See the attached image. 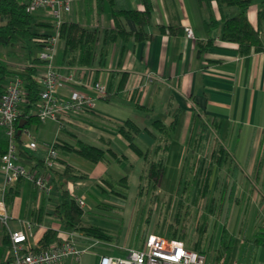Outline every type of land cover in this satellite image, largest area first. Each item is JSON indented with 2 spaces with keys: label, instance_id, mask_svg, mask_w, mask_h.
Returning a JSON list of instances; mask_svg holds the SVG:
<instances>
[{
  "label": "crops",
  "instance_id": "crops-1",
  "mask_svg": "<svg viewBox=\"0 0 264 264\" xmlns=\"http://www.w3.org/2000/svg\"><path fill=\"white\" fill-rule=\"evenodd\" d=\"M147 1L153 13L152 23L143 29L144 39L132 36L111 43L106 34L116 30L114 10L143 11L146 0H73L71 12L64 14L65 22L99 30L94 63L91 67L80 68L86 69L85 81L90 85L100 81L108 96L97 100L94 110L75 116L63 127L53 121L30 123L26 130L35 138L37 151L26 146L29 140L22 131L18 150L20 162L27 169H42L48 145H58L62 168L52 173L50 195L39 196L34 185L23 180L20 194L11 205L6 201L9 186L5 189V180L0 173V201H4L10 218V228L0 220V233L11 237V231L25 230L29 222L33 224L36 246L39 247L45 234L51 231L55 236L50 246L73 238L80 249L89 248L82 264H95L93 257L97 253H89L90 242L94 239L80 229L91 223L102 227L106 222L99 215L90 214L95 206H89L87 198L90 196L95 205L110 204L116 196L123 198L119 193L130 190V178L135 176H139L140 189L148 160L166 162L173 152L157 153L158 145L163 140H173L174 147L180 145V151L175 148L172 159L174 168L181 172L177 187L188 193L192 184L197 188L208 184L210 190L203 199L204 205L208 208L213 203V208L223 210L226 215L224 220L215 217L211 224L214 243L211 249L208 245L203 249L208 253L213 250L211 258L206 255L207 264H252L247 257L264 248L261 243L264 237V0L255 2L247 13L262 44L260 51L253 50L250 54H243L237 43L224 42L220 38L224 21L239 13L237 7L217 2L206 5L198 0ZM35 15L39 22L52 23L45 11ZM211 21H216L218 27L209 29L206 24ZM123 23L129 30L130 27ZM170 26L181 30L189 26L194 38H188L183 32L172 33L168 29ZM44 29L39 28L38 32L48 36L54 33L53 28L48 29L50 33ZM211 39H215L214 44L205 50ZM63 45L61 40L58 53ZM58 53L55 67L68 74L70 66L58 64ZM11 56L7 65L16 75L9 82L16 77L22 78L24 67L39 57H26L20 50L11 52ZM74 90L95 97L93 91L77 85L64 87L61 93L69 96ZM36 112L32 109L29 115L36 117ZM130 120L141 129L135 140L139 148L148 153L147 159L137 155L120 132ZM164 129L171 130L172 134L166 135ZM78 142L104 150L105 162L93 163L69 152L68 148L76 147ZM182 143L194 147L196 153L191 154L190 161L187 151L181 148ZM68 166L87 178H68L62 186ZM164 167L166 171V165ZM184 172L190 177L189 181H183ZM125 177H128L127 186L119 183ZM106 181L114 183L115 188L109 189ZM69 185L75 186V193L84 197L91 209L89 214L82 215L76 228L67 227L62 219V206L68 196L72 199ZM103 192H107V197ZM194 201L192 206H187L196 208ZM220 228L227 231L229 253H220ZM187 240L183 241L187 248L197 252V240L191 239L190 235ZM1 242L0 237V246ZM132 248L126 242L123 255L106 250L98 254H101L100 259L104 256L124 257ZM60 264H75V261L68 259Z\"/></svg>",
  "mask_w": 264,
  "mask_h": 264
},
{
  "label": "trees",
  "instance_id": "trees-1",
  "mask_svg": "<svg viewBox=\"0 0 264 264\" xmlns=\"http://www.w3.org/2000/svg\"><path fill=\"white\" fill-rule=\"evenodd\" d=\"M201 4L209 5L212 2H217L220 5H226L229 7H237L239 9V13L231 18H227L222 27H221V40L224 42L237 43L240 47V50L243 54H250L251 51H260L262 49V44L259 38V32L256 31L251 25L248 19V10L249 8L257 1L263 0H198ZM30 0H0V47L7 46L9 48H14L18 45V43L23 44V48L27 42L33 43L32 45L42 51V44L36 42V40L40 38H47L51 35H41L38 31H35V28H45L52 29L53 25L49 22H39V18L36 17L35 13L29 11ZM152 7L150 3L146 0V7L143 11L136 10H114L112 12V16L116 22V30L112 32H107V38L111 43L115 42L116 39H130L132 36H136L137 39H144L146 36L143 33V29L145 26L150 25L152 23ZM128 25L130 28H126L124 23ZM209 29H214L218 27V23L216 21H211L206 24ZM165 29V28H164ZM170 32L172 33H184L185 29L181 30L180 28L168 27ZM98 36L99 30H89L87 27L79 24V23H69L65 22L61 27V40L63 42V49H61L58 53V64L67 65V66H78V67H91L94 63L95 57L97 55V44H98ZM215 42V39L209 40L207 47L205 50L212 46ZM33 58V57H32ZM30 59V58H29ZM33 65H45L46 63L41 61L38 58H33L31 63ZM16 75L13 70L7 65V63L3 62L0 59V96L4 93L6 85L10 81V79ZM22 79L25 82L26 89L28 90L27 102L22 108V115L20 120L18 121V129L20 130V124L22 123L24 131L28 128L29 124L33 121L39 120L37 117H32L29 115L32 109H35L37 103L39 102L40 95L42 92V86L36 79L37 69L36 68H26L25 72L22 74ZM40 121V120H39ZM1 137L0 140V148L2 156L7 152L9 140L6 136L5 130L0 127ZM174 130V129H172ZM166 135L168 133L172 134L171 130H163ZM120 132L127 139L129 143V147L137 153L140 157L147 159L148 153H144L139 146L136 144V137L141 133V129L133 122L127 121L125 126L120 129ZM21 135H16L17 144L21 141ZM174 147L173 140H163L162 143L158 145L156 148L157 153H170L172 148ZM58 148V145H56ZM69 152H75L78 155L90 160L93 163H104L106 160V153L104 150L95 147L93 145L78 142L76 147L68 148ZM165 162L163 160L160 161H152L150 163V175L148 177L149 186H153L154 189L159 185L158 183L163 178V174L165 171ZM64 180L62 181V186L66 185L67 179H86L87 175L78 173L71 166L66 168V172L64 175ZM24 179H21L15 185L9 186L7 191L6 201L8 205H11L16 197L20 194V183ZM128 177H125L119 183L127 186ZM143 182V177H142ZM107 187L109 189H114L115 184L109 181H106ZM38 189L34 183H32ZM191 191L190 193L195 192V209L200 208V204L202 200L208 196L209 194V185L206 184L204 188H197L196 185H190ZM143 189V187H142ZM106 191V190H105ZM104 193V192H103ZM107 194V192H105ZM104 195L106 196V194ZM117 193V192H116ZM121 195V193H119ZM67 194H65L66 196ZM69 195V194H68ZM107 197V196H106ZM72 198V197H71ZM178 214L174 219V223L170 224L164 235L166 238L180 240V241H188L189 237V228L183 222L187 216L190 215L191 207L183 206L180 201ZM101 203L100 205H102ZM184 204V203H183ZM63 215L62 219L65 221L67 227L76 228L79 226V222L83 215V211L77 205L75 199H70L69 196L66 198L65 203L63 204ZM211 209V212L208 214H201L202 222L197 226L198 239L195 246V249L198 253H203L207 255L208 252L203 251L206 245V235L210 230V218L216 217L217 212L220 209L213 208V203L208 206L207 209ZM185 209V211H184ZM91 210V209H90ZM89 210V212H90ZM91 214V212H90ZM217 223V222H216ZM1 226V225H0ZM217 228V224H215ZM215 228V230H216ZM83 234L87 237L92 238L97 241L102 242H111L112 236L110 232L99 226H87L82 227L80 229ZM214 233V232H213ZM55 235L48 231L43 240L40 242V249H47L50 247V244ZM149 235L145 236L143 240L145 241ZM214 234L212 235V240L208 245L211 249L214 243ZM0 237L2 238V244L0 246V264H6L9 261L10 249L12 248V240L10 235L6 233H0ZM261 241V239H259ZM219 247L220 253H229L230 252V243L227 231L225 228H222V232L220 233L219 239ZM192 243V242H191ZM262 244H264V237L262 238ZM211 251V250H210Z\"/></svg>",
  "mask_w": 264,
  "mask_h": 264
},
{
  "label": "built area",
  "instance_id": "built-area-1",
  "mask_svg": "<svg viewBox=\"0 0 264 264\" xmlns=\"http://www.w3.org/2000/svg\"><path fill=\"white\" fill-rule=\"evenodd\" d=\"M72 3L73 0H30L29 5V11L32 13L38 11L47 13L52 20L54 33L47 38L36 40L43 46L39 59L46 64H28L24 69H37L36 79L42 86V92L35 109L40 122L53 121L61 127L75 116L94 110L96 101L108 96L105 86L100 81L92 85L85 81L86 69L68 67L69 73L64 74L55 67L54 61L61 42V27L65 22L64 14L71 12ZM184 29L188 38H194L191 27L186 26ZM71 85L87 88L94 92L95 97L80 90H74L69 96L63 95L61 89ZM27 97L28 90L21 77H16L9 82L0 96V127L5 130L9 140L7 152L0 159V173L5 180V189L24 179L34 183L39 196L42 197L52 193V173L60 170L62 166L59 163L60 155L55 145L46 146V156L41 170L38 167L27 169L20 162L16 142V135L20 130L17 125ZM23 135L29 140L26 146L32 151H37L38 144L32 133L24 130ZM68 191L86 215L90 210L86 199L75 193L73 185L68 186ZM9 219L6 205L4 201H0V220L8 228H10ZM11 240L12 248L6 264H60L68 259H74L75 264H82L83 256L89 251V248L80 249L73 238L47 249L36 250L40 246L34 244L33 224L29 222L26 223L25 230L11 231ZM98 243L100 242H95V244ZM99 264H207V256L188 249L183 241L151 234L140 249H129L124 257L104 256Z\"/></svg>",
  "mask_w": 264,
  "mask_h": 264
},
{
  "label": "rangeland",
  "instance_id": "rangeland-1",
  "mask_svg": "<svg viewBox=\"0 0 264 264\" xmlns=\"http://www.w3.org/2000/svg\"><path fill=\"white\" fill-rule=\"evenodd\" d=\"M44 30L46 33H50V30ZM35 31L37 32L40 30L35 28ZM32 44L33 43L31 42H27L24 48L22 43H18V45L14 48L1 46L0 59L5 63L11 62V52H18L19 50L23 52L24 55H27L26 57L39 56L40 52ZM175 148L180 151V145H176L172 148L173 152L170 155V159L165 162L167 167L165 171V177L161 179L156 189H154L153 186H149L148 184V177L150 175V171H148L150 165L149 162H152L151 160H148L149 162L147 163V170L142 172L143 182L140 189H138L139 176L134 175L135 177L130 178V190L125 194H121L123 195V198L116 196L112 203L102 205H99L98 203L95 205L93 199L90 196L87 198L89 206H95L92 211L90 210L91 214H95L97 217L99 215L101 219L106 222L104 224L108 226L102 224V227L106 228L112 236V241L108 243L100 242L95 244L96 241L91 240L89 246L91 248L89 253H97L93 257L95 264H99L100 262L101 254H98L100 253L99 251L106 250L114 252L115 255H123L124 252L122 251V248L126 242L130 243L134 249H140L143 245V238L149 234H157L165 237L164 232L170 224L174 223V219L178 214L179 205L181 204L180 201H183V206H192L195 198V192L190 193L191 187L188 188V193L183 192L184 190L179 186L177 187L181 172H177L173 166L174 161L172 159ZM181 148H184V152L187 151L190 161L192 159L191 154L196 153L193 149L194 147L192 145L189 146V144L182 143ZM205 151L206 150H204V153ZM201 155H203V153H201ZM155 161H158V159H155ZM186 174L187 172L183 173L184 182L190 180V177H188ZM170 184H172L173 187H171ZM97 205L99 206L97 207ZM203 206L204 209L202 210ZM200 207L201 208L199 209H195V207L191 208L190 215L187 216L188 218H185L183 221L188 226L189 235L194 241H196L198 238L196 227L202 222L201 214H207V211L208 214L211 212L210 208H206L203 200ZM217 213V219L224 220L226 217L225 212L223 210H219ZM214 220L215 217H211L210 224H212ZM88 225L93 226V223ZM217 229L219 231V227H217ZM213 232L214 231H212L210 228L206 235V245L210 244ZM220 232H222V228H220ZM212 253L213 250L207 253V255L211 258ZM247 258L252 264H264V248H260L256 255L248 256Z\"/></svg>",
  "mask_w": 264,
  "mask_h": 264
},
{
  "label": "water",
  "instance_id": "water-1",
  "mask_svg": "<svg viewBox=\"0 0 264 264\" xmlns=\"http://www.w3.org/2000/svg\"><path fill=\"white\" fill-rule=\"evenodd\" d=\"M23 126H24V125L21 123V124H20V131H19V135L21 134V130L23 129Z\"/></svg>",
  "mask_w": 264,
  "mask_h": 264
}]
</instances>
